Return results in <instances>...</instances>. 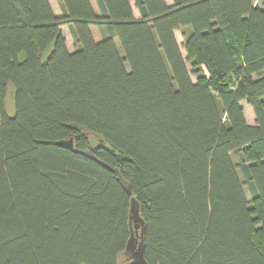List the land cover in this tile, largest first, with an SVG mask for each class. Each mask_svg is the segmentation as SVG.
I'll return each instance as SVG.
<instances>
[{
	"label": "trees",
	"instance_id": "obj_1",
	"mask_svg": "<svg viewBox=\"0 0 264 264\" xmlns=\"http://www.w3.org/2000/svg\"><path fill=\"white\" fill-rule=\"evenodd\" d=\"M58 1L0 0V264H133L131 195L149 264H264V0Z\"/></svg>",
	"mask_w": 264,
	"mask_h": 264
},
{
	"label": "water",
	"instance_id": "obj_2",
	"mask_svg": "<svg viewBox=\"0 0 264 264\" xmlns=\"http://www.w3.org/2000/svg\"><path fill=\"white\" fill-rule=\"evenodd\" d=\"M100 142H103L101 139ZM54 144L59 147H64L68 149H73V137L67 139H59L54 141ZM93 146L89 145L87 149L81 150L80 152L92 160L97 161L100 165L106 169L114 172L119 179L121 186L128 193L131 194L130 186L127 180L123 178L119 169L112 166L105 161L97 159L93 154ZM144 231L145 223L140 215V205L135 196H130L129 198V238L126 241L125 248L122 251L123 261L131 262L133 264H149L144 256Z\"/></svg>",
	"mask_w": 264,
	"mask_h": 264
},
{
	"label": "crops",
	"instance_id": "obj_3",
	"mask_svg": "<svg viewBox=\"0 0 264 264\" xmlns=\"http://www.w3.org/2000/svg\"><path fill=\"white\" fill-rule=\"evenodd\" d=\"M165 1L167 3H169V4L171 2V1L168 2V0H165ZM49 3H50V6L52 8V11H53V13L55 15L60 16L63 13V8H62V6H61V4H60V2L58 0H49ZM253 3L256 6H260L261 0H255V1L253 0ZM133 14H134L135 17L138 16V11H137L136 8H133ZM61 29H62L63 36L65 38L67 49L69 51H73L75 49V42H74V38H73V35L71 33V30L69 28V25L68 24H64V25L61 26ZM90 30H91V33H92V36H93L94 40L98 41V40L101 39L102 35H101V32H100V29L96 25L91 24L90 25ZM243 107H244L245 115H246V111H247V116L249 114L248 117L245 116L247 122L248 123H254L255 117H254V113H253L252 107L250 105H248L247 103H245V102L243 104Z\"/></svg>",
	"mask_w": 264,
	"mask_h": 264
},
{
	"label": "rangeland",
	"instance_id": "obj_4",
	"mask_svg": "<svg viewBox=\"0 0 264 264\" xmlns=\"http://www.w3.org/2000/svg\"><path fill=\"white\" fill-rule=\"evenodd\" d=\"M171 0H168V2H170ZM255 1V0H254ZM132 2V1H131ZM172 2V1H171ZM170 2V3H171ZM252 2H253V0H252ZM254 4V3H253ZM175 35H176V38L178 39V42L181 44L182 42H183V37H182V35H181V32L179 31V30H176L175 31ZM119 47V52H121V49H120V46H118ZM181 50H182V53H183V55L185 54V52H184V49H183V47H182V45H181ZM191 78H192V80L194 81L195 80V77L193 76V75H191ZM244 104V103H243ZM5 106H6V109H7V111L10 113V114H12L13 113V110H14V108H13V88H12V85H9V87H8V92H7V97H6V102H5ZM244 115H245V112H244ZM245 116H247V111H246V115ZM248 116H249V114H248ZM247 116V117H248ZM236 156V155H235Z\"/></svg>",
	"mask_w": 264,
	"mask_h": 264
}]
</instances>
